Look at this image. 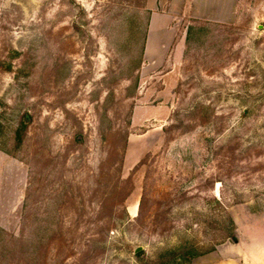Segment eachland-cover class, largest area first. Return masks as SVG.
I'll return each instance as SVG.
<instances>
[{
  "label": "rangeland",
  "instance_id": "374dc122",
  "mask_svg": "<svg viewBox=\"0 0 264 264\" xmlns=\"http://www.w3.org/2000/svg\"><path fill=\"white\" fill-rule=\"evenodd\" d=\"M197 1L0 0V264H192L264 215V0Z\"/></svg>",
  "mask_w": 264,
  "mask_h": 264
},
{
  "label": "crops",
  "instance_id": "0c3cea01",
  "mask_svg": "<svg viewBox=\"0 0 264 264\" xmlns=\"http://www.w3.org/2000/svg\"><path fill=\"white\" fill-rule=\"evenodd\" d=\"M213 1L198 0L195 5V12L204 15L215 9L214 13L219 11V15H222L224 10L230 14L224 2L216 4ZM195 15L197 16V14ZM153 18V13H151L150 28ZM205 19L225 21V18L205 17ZM238 222L234 239L230 238L209 253L198 256L192 264H264V215L240 217Z\"/></svg>",
  "mask_w": 264,
  "mask_h": 264
},
{
  "label": "trees",
  "instance_id": "16d2710c",
  "mask_svg": "<svg viewBox=\"0 0 264 264\" xmlns=\"http://www.w3.org/2000/svg\"><path fill=\"white\" fill-rule=\"evenodd\" d=\"M147 28V26H146ZM146 28L144 29L143 37H142V46H141V53L143 54L144 51V46H145V41H146ZM234 239V238H233Z\"/></svg>",
  "mask_w": 264,
  "mask_h": 264
},
{
  "label": "water",
  "instance_id": "95a60500",
  "mask_svg": "<svg viewBox=\"0 0 264 264\" xmlns=\"http://www.w3.org/2000/svg\"><path fill=\"white\" fill-rule=\"evenodd\" d=\"M140 249V247H138V250Z\"/></svg>",
  "mask_w": 264,
  "mask_h": 264
}]
</instances>
